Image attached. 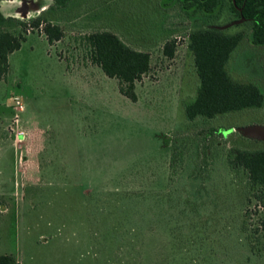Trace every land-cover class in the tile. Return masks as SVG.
<instances>
[{
    "label": "rangeland",
    "instance_id": "1",
    "mask_svg": "<svg viewBox=\"0 0 264 264\" xmlns=\"http://www.w3.org/2000/svg\"><path fill=\"white\" fill-rule=\"evenodd\" d=\"M42 11L62 37L47 44L28 28L0 80V254L16 264H264V235L253 231L260 208L227 165L232 149H264V47L251 44L249 24L227 21V7L207 19L160 0L60 10L53 0H0L4 17ZM208 20L242 35L224 68L263 101L189 121L198 79L187 34ZM99 31L148 54L133 102L91 61L84 37Z\"/></svg>",
    "mask_w": 264,
    "mask_h": 264
},
{
    "label": "trees",
    "instance_id": "2",
    "mask_svg": "<svg viewBox=\"0 0 264 264\" xmlns=\"http://www.w3.org/2000/svg\"><path fill=\"white\" fill-rule=\"evenodd\" d=\"M73 1L53 0L59 10ZM160 3L167 10L177 6L185 15L199 14L207 19H217L227 7L231 13L227 21L248 23L251 44L264 47V0H160ZM43 11L27 21L4 17L0 13V26L16 24L20 29L17 34L0 32V80H4L8 70L7 56L19 49L28 28L39 29L47 44L62 37L60 28L45 19ZM208 24V27L194 25L187 34L186 48L198 79L195 97L184 106V116L189 121L196 117L212 119L231 112L259 108L263 101L257 86L231 80L224 68L242 35L239 32L225 33L216 28L214 21L208 20ZM84 41L90 49L92 63L104 76L116 80L120 95L135 101L134 83L149 70L148 54L130 49L107 31L88 34ZM162 53L170 58L172 47L165 43ZM227 165L232 171L244 174L247 185L253 190L252 199L260 208L253 231L264 235V149H232L227 155ZM0 264L16 263L12 255L0 254Z\"/></svg>",
    "mask_w": 264,
    "mask_h": 264
},
{
    "label": "bare ground",
    "instance_id": "3",
    "mask_svg": "<svg viewBox=\"0 0 264 264\" xmlns=\"http://www.w3.org/2000/svg\"><path fill=\"white\" fill-rule=\"evenodd\" d=\"M254 130H256V129H255V128H252V127L247 128V129L245 130V134L248 135V136H250V135H251V132H253Z\"/></svg>",
    "mask_w": 264,
    "mask_h": 264
},
{
    "label": "water",
    "instance_id": "4",
    "mask_svg": "<svg viewBox=\"0 0 264 264\" xmlns=\"http://www.w3.org/2000/svg\"><path fill=\"white\" fill-rule=\"evenodd\" d=\"M249 128H250V127H249ZM245 130H246V129H244V134H245ZM245 135H246V134H245ZM247 136H248V135H247Z\"/></svg>",
    "mask_w": 264,
    "mask_h": 264
},
{
    "label": "built area",
    "instance_id": "5",
    "mask_svg": "<svg viewBox=\"0 0 264 264\" xmlns=\"http://www.w3.org/2000/svg\"><path fill=\"white\" fill-rule=\"evenodd\" d=\"M15 104H18V102H15Z\"/></svg>",
    "mask_w": 264,
    "mask_h": 264
}]
</instances>
